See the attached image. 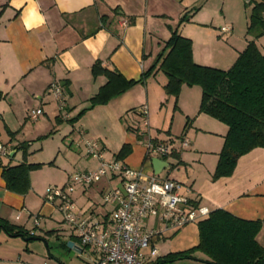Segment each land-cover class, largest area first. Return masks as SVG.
I'll use <instances>...</instances> for the list:
<instances>
[{
	"label": "crops",
	"instance_id": "1",
	"mask_svg": "<svg viewBox=\"0 0 264 264\" xmlns=\"http://www.w3.org/2000/svg\"><path fill=\"white\" fill-rule=\"evenodd\" d=\"M199 1L201 0H0V92L3 94L0 100V141L12 146L15 156L13 163L21 162L16 159L18 144L30 143V153L36 139L49 135L42 134L41 128L37 126L27 132L30 121L39 122L41 118L49 117V114L63 122L60 123L62 128H57V131L64 132L65 136H74L73 141L78 146L83 147V133L96 139L104 148V155L106 159L109 157L108 160L115 159L121 148L130 144L132 153L124 161L134 169L143 168L146 156V138L141 135L145 129L141 126L138 115L141 106L147 105L149 108V127L155 139L173 140L172 135H182L183 131L173 132L172 127L168 128V109L163 124L151 115L150 108L156 109V106L153 104L147 79L144 84L134 86L108 104L96 106L75 122L70 121L107 82L104 76L96 79L93 77L92 67L96 61H102L107 68L117 69L129 80H139L151 66L165 41L170 38L169 27L176 28L179 19L196 7ZM210 1L203 0L204 4ZM220 1L224 3V7L226 3L229 7L246 3L244 0ZM197 13L200 18H196L197 21L192 18L188 22L193 27H189L185 35L179 30L183 24L188 23L185 22L178 28L180 34L193 41L194 61L200 65L228 70L246 48L247 36L242 44L234 42L233 28L229 26H221L217 33L208 28L201 29V9ZM103 16L106 21L102 20ZM246 21L248 27V12ZM223 22L234 25L232 16ZM203 30L211 36V43H218L228 53L225 56L222 51L221 55L227 57L223 61H212L211 56H207L209 49L204 42L201 44ZM224 38L225 43L222 42ZM53 82L61 85L65 106L63 110L59 109V103L50 91ZM184 92L187 96L193 93L196 101L200 97L199 104L195 101L191 108L189 104L183 103L181 98ZM165 98L169 100L165 93L159 95L161 103ZM201 98L202 89L199 86L184 85L176 99L178 111L187 120L192 119L190 125L187 121L184 123L189 125V130L184 135L191 142L188 148H182L180 141L174 142L180 152L165 159L171 168L164 170L162 177L171 178L170 173L166 176L164 173L175 172L178 178L171 179L189 187V196L211 211L223 209L244 220L261 221L262 228L257 241L264 247V148H256L242 156L231 176L213 181L212 176L228 127L199 113ZM162 108H159V113ZM36 109H42L43 114L33 120L30 113ZM176 111L174 108L173 112ZM43 122L48 121L44 119ZM84 157L96 164L79 171L98 166V161L87 157L85 151ZM29 159L30 155L28 162L34 163ZM189 161L201 165V171L192 168L184 176L181 174L182 167L188 169V166H193ZM150 171L154 172V169ZM113 184V181L103 179L89 188H79L75 193L78 207L96 213L104 212L105 208L100 206L101 195ZM35 188V183H31V190L26 195L9 191L0 168V218L29 231L33 228V225H28L32 216L49 217L52 209H49L47 203L40 198L32 199V196L42 195ZM24 217L26 220L21 222ZM170 239L180 245L173 252L198 245V224L188 225L175 233H167L159 241ZM27 242L23 237L9 235L0 229V264H33V255ZM73 245L75 247V243ZM195 256V264H207L208 258L204 254L198 252Z\"/></svg>",
	"mask_w": 264,
	"mask_h": 264
},
{
	"label": "trees",
	"instance_id": "2",
	"mask_svg": "<svg viewBox=\"0 0 264 264\" xmlns=\"http://www.w3.org/2000/svg\"><path fill=\"white\" fill-rule=\"evenodd\" d=\"M245 5L249 9L248 34H254L255 38L264 36V0H250ZM200 9L201 6H197L186 12L178 25L190 21ZM102 20L106 21V17L103 16ZM169 29L170 38L165 41L153 63L139 80H129L117 69L107 68L102 61H96L92 67L93 77L96 79L104 76L107 82L88 100L87 106L69 121L75 122L88 110L108 104L134 86L144 84L150 75L162 72L167 76V95L177 99L184 85L199 86L202 89L199 113L206 114L228 127L212 179L216 181L229 177L234 173L242 156L256 148H264V54L255 40H249L246 48L228 70L200 65L193 58V41L180 34L178 28ZM2 98L3 94L0 92V100ZM189 120L192 121L188 119L187 122ZM29 144L23 142L16 146L23 153V161L13 163L15 156L8 161H0L6 188L21 195H26L31 190V171L42 167L40 163L28 162ZM131 153L132 146L125 144L117 153L116 159L124 160ZM152 159L150 155L145 156L143 170L153 169ZM261 228V221L244 220L226 210L215 209L198 223V245L160 256L149 264L197 260L195 254L198 252L208 258L207 264H264V247L257 241ZM0 229L27 241L41 239L30 235L24 227L1 218Z\"/></svg>",
	"mask_w": 264,
	"mask_h": 264
},
{
	"label": "built area",
	"instance_id": "3",
	"mask_svg": "<svg viewBox=\"0 0 264 264\" xmlns=\"http://www.w3.org/2000/svg\"><path fill=\"white\" fill-rule=\"evenodd\" d=\"M50 91L64 109L63 91L58 82ZM42 109L31 111L30 118L37 120ZM141 134L146 138V155L165 160L179 154L175 140H158L151 135L149 108L138 109ZM85 154L98 161L95 169L75 171L63 185L49 186L44 200L62 215L63 222L72 230L80 243V252H87L90 264H149L160 256L157 242L167 233H175L191 224H198L211 210L191 198V189L179 181L156 175L153 171L134 169L124 160H108L104 148L93 138L82 134ZM182 148H188V138L179 139ZM12 146L0 141V161L9 160ZM103 179L113 181L101 195L100 206L105 210L96 213L78 207L75 193L89 188ZM19 219V217H17ZM30 235L40 226L39 215L32 216Z\"/></svg>",
	"mask_w": 264,
	"mask_h": 264
},
{
	"label": "rangeland",
	"instance_id": "4",
	"mask_svg": "<svg viewBox=\"0 0 264 264\" xmlns=\"http://www.w3.org/2000/svg\"><path fill=\"white\" fill-rule=\"evenodd\" d=\"M220 2V0H211L209 3L204 4L203 0H201L199 3H197V6H201V29L208 28L211 31H216L215 33H217V31L221 30L219 29L221 26H229L233 28L234 42L243 44L247 36V42L249 40H255L258 47L264 53V36L255 38L254 34H248L247 32L248 27L246 24V12H248V10L246 5H238V7L237 5H232L229 7L228 3H226L224 7V3L222 4V2ZM230 16L233 17L234 25H231V23H227L229 25H226V23L223 22L225 19H229ZM192 18H194V20L197 18L198 20L200 16L197 13L196 16L194 15ZM210 22H213V25H211ZM204 23H207L208 25H203ZM181 25L177 24L176 28H179ZM189 27L193 26L191 24L189 25V23L186 25L183 24L179 31L185 35ZM203 31L204 32H201V44L204 42V44H206L207 48L209 49L207 56H211L210 60L223 61L225 58H227H224L221 55L224 48L221 49L218 43H211V36L208 35V33L205 34L206 30ZM224 37L226 38V35ZM225 38L224 41H222L223 43H225V40L227 39ZM227 54L228 53L225 52V56ZM147 83L150 84V92L154 102L153 104L156 106V109L150 108L151 115H154L155 119L159 120L163 124V122H165L166 111L168 109V128L172 127L173 132L183 131L182 135H172V139L179 141V139L185 138V136L187 137V135H184V133L188 132L191 120H189L190 122H187L189 125H184V123L188 120L183 117L180 111H178V107H176V98L166 94L165 85L167 84V76L162 72L158 73L157 75H150L147 78ZM161 93H165L169 100L165 98V100H163L161 103V101H159V95ZM193 95L194 94L191 93L189 96H187L186 92H184L181 101L183 100V103L189 104L190 107L193 108L195 101L197 100H195ZM199 100L200 97L198 101H196V104H199ZM160 107L163 108L159 113ZM174 108L177 110L175 113L173 112ZM56 118L57 117L49 114V117L46 116L41 118L39 122L30 121L27 126L28 133L29 129L31 132V130L37 126L41 128L40 131L43 132L42 134H49L46 137H41L33 142V145L30 149L31 154L29 159L31 162L42 164L41 168L31 171L30 180L31 183H35L36 191L42 194H33L37 196H32V199L34 198L37 200L40 198L44 202L45 192L49 186L63 185L69 180L70 175L75 171L83 170L86 167H94L96 164L94 161H88V159L84 157V145L83 147L78 146L73 141L74 136H65L64 132L57 131V128H62L60 123L63 122L57 121ZM44 119L48 122H43ZM66 124H64V126ZM141 126L143 127V125ZM188 140L191 142L190 139ZM16 159L17 161H23L24 157L22 151L18 152ZM107 159H109V157ZM188 163L193 166H188V169L182 167L181 174H184V176L191 172L193 170L192 168H197L201 171V165L198 163H193V161H189ZM169 173L171 178H178L176 173L173 171H166L164 176L168 175ZM46 205L49 207V209H52L50 216L47 218L40 217V226L35 229V236H38L41 239L27 242L29 250L33 255L31 257V262L33 264H90L88 262L87 252L79 251L81 248L80 243L72 236V230L63 222L61 213L54 206H52V204L47 203ZM25 220L26 219L24 217L21 222ZM28 225L32 226L33 220H30ZM71 242L75 243V247L70 246ZM157 247L160 250L161 256H164L173 252L175 248H179L180 245H177L176 242L170 239L166 241H158ZM174 264H195V261L180 260Z\"/></svg>",
	"mask_w": 264,
	"mask_h": 264
},
{
	"label": "water",
	"instance_id": "5",
	"mask_svg": "<svg viewBox=\"0 0 264 264\" xmlns=\"http://www.w3.org/2000/svg\"><path fill=\"white\" fill-rule=\"evenodd\" d=\"M246 3L247 2H250V0H244ZM11 156L13 157L14 156V151L11 153ZM152 165H153V169H154V173L156 175H159L161 174L164 170H170L171 166L169 164L168 161L166 160H163L161 158H157V157H154L152 159ZM32 240H37V238H33ZM74 243H70V246L73 247Z\"/></svg>",
	"mask_w": 264,
	"mask_h": 264
}]
</instances>
